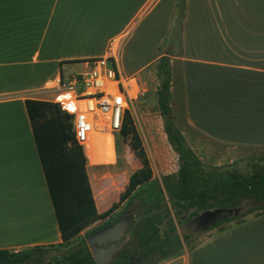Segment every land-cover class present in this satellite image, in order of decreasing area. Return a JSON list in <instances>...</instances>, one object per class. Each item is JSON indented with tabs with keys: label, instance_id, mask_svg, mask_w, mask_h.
<instances>
[{
	"label": "crops",
	"instance_id": "1",
	"mask_svg": "<svg viewBox=\"0 0 264 264\" xmlns=\"http://www.w3.org/2000/svg\"><path fill=\"white\" fill-rule=\"evenodd\" d=\"M175 7L176 0H0V249L61 243L33 134L57 113L46 84L68 83L121 37L117 69L135 78L162 56ZM174 34L170 76L176 66L185 125L222 145L264 149V0H184ZM104 137L78 146L88 177L115 164L114 135L112 160H90ZM159 264H264V213L214 227Z\"/></svg>",
	"mask_w": 264,
	"mask_h": 264
},
{
	"label": "trees",
	"instance_id": "2",
	"mask_svg": "<svg viewBox=\"0 0 264 264\" xmlns=\"http://www.w3.org/2000/svg\"><path fill=\"white\" fill-rule=\"evenodd\" d=\"M183 14L184 0H176L172 17L173 29L164 41L167 46L172 45L176 36L175 30H180ZM177 35L179 37V34ZM169 62V57L161 56L157 63L158 74L162 76L158 105L161 115L165 117L163 130L167 142L177 155L176 173L163 176L161 184L149 183L151 172L148 162L140 149V139L132 119L126 115L119 136L129 139V147L144 165L145 174L137 175L130 181L119 203L112 204L106 211L98 213L94 199L98 208L103 191H95L93 199L86 160L82 149L74 140L71 117L63 112L61 115L57 105L47 104L54 106L57 113L38 127L34 126L33 134L61 243L34 246L18 252L0 249V264H95L86 240L69 247L71 241L97 221L105 220L90 234L113 225L122 216L120 214L111 219L118 204L133 196L139 197L146 207L138 223L133 226L130 243L116 255L113 264H159L180 256L181 237L173 216L179 218L188 215V218H191L204 211H241V208L245 207L244 212L218 221L210 227L212 229L264 211V158H258L247 173L219 170L216 167L205 172L202 170L200 159L186 146L182 134L168 118ZM141 185L145 187L136 193V187ZM182 238L184 241L189 239L185 234ZM52 251L63 254L48 258Z\"/></svg>",
	"mask_w": 264,
	"mask_h": 264
},
{
	"label": "rangeland",
	"instance_id": "3",
	"mask_svg": "<svg viewBox=\"0 0 264 264\" xmlns=\"http://www.w3.org/2000/svg\"><path fill=\"white\" fill-rule=\"evenodd\" d=\"M167 50V45L164 44L161 47L160 55L167 56L165 55ZM173 55H179L177 41H175L174 49L170 50V54L167 57ZM157 63L158 61L135 76L136 86L134 81L131 82L136 91V98L133 104L134 115L132 122L140 139V149L144 152L145 158L148 162V167L151 172L149 183L152 184H161L163 176L174 174L178 170L177 155L168 144L163 130L165 117L161 115L159 111L158 92L160 90L162 76L158 74ZM80 70V65L73 68L74 72ZM52 86L53 84L50 82L46 84V87L52 92V95L51 93L48 95V99L51 101H53L56 94L55 90L52 89ZM168 106L170 108L168 118L182 134L186 146L200 159L203 171L206 172L212 167H216L219 170H238L247 173L251 170L252 164L258 158H264V149L222 145L210 141L199 133L191 131L185 125L183 121L182 101L180 97L176 66L172 69V77L170 76ZM59 112L63 115L61 111ZM128 143V138H121L120 136L115 135V164L107 169L94 172L88 177L94 192L103 191V196L98 202V212H104L112 206V204L119 203L120 198L128 189L130 181L137 175H142V173L145 174L144 165L134 156ZM105 146V148L101 150V155L99 156H96L91 150L88 151V155L92 162L103 163L112 160L113 157L111 158L108 153L109 140L105 142ZM84 158L87 164L88 162L85 153ZM144 187V185L136 187L135 192L138 193ZM167 205L169 206V203H167ZM145 207L146 205L142 203L139 197L133 196L131 199H125L118 204L117 209L111 215V219L118 217L125 212L135 211V220L139 221L141 213ZM245 210V207H242L239 214ZM261 213H264V211L256 212L245 218L221 224L215 228L217 230H222L230 225L239 223L246 218ZM173 218L177 231L181 237L182 253L201 241L206 236L207 232L210 231V228H208L203 232L197 233L194 237H189L187 241H184L182 238L183 233L179 229L180 225L177 223L178 218L175 216H173ZM104 221L105 220L97 221L84 229L76 239L71 241L69 247L76 245L80 241H85L87 236H89L97 227L101 226ZM131 239L132 234H128L126 245L130 243ZM62 254L63 252L52 251L48 255V258L61 256Z\"/></svg>",
	"mask_w": 264,
	"mask_h": 264
},
{
	"label": "built area",
	"instance_id": "4",
	"mask_svg": "<svg viewBox=\"0 0 264 264\" xmlns=\"http://www.w3.org/2000/svg\"><path fill=\"white\" fill-rule=\"evenodd\" d=\"M121 38L111 39L103 58L89 63L68 83L57 78L53 102L61 112L71 117L74 140L83 150L89 148L93 135H118L123 119H133L136 91L134 77L123 76L116 65ZM137 88V87H136Z\"/></svg>",
	"mask_w": 264,
	"mask_h": 264
},
{
	"label": "water",
	"instance_id": "5",
	"mask_svg": "<svg viewBox=\"0 0 264 264\" xmlns=\"http://www.w3.org/2000/svg\"><path fill=\"white\" fill-rule=\"evenodd\" d=\"M169 54L170 50L167 51L166 55ZM239 213L240 209L204 211L190 223V230L182 228L180 231L183 234L194 235L199 229H207L214 226L218 221L238 216ZM132 219L133 215L126 212L113 225L98 230L87 237L86 244L95 264H112L115 256L119 254L127 242L126 233Z\"/></svg>",
	"mask_w": 264,
	"mask_h": 264
},
{
	"label": "flooded vegetation",
	"instance_id": "6",
	"mask_svg": "<svg viewBox=\"0 0 264 264\" xmlns=\"http://www.w3.org/2000/svg\"><path fill=\"white\" fill-rule=\"evenodd\" d=\"M126 213V212H125ZM125 213H123L122 214V216L125 214ZM128 213H131L132 215H133V219H132V221H131V223H130V226H129V229L127 230V237H128V234H132V230H133V226L135 225V224H137L138 223V221H136L135 220V211H130V212H128ZM121 216V217H122ZM198 216V215H197ZM197 216H194V217H191V218H188V215H183V216H181V217H179L178 218V220H177V223L180 225L179 226V229H182V228H185V229H187V230H190V223L192 222V221H194L196 218H197ZM210 228V227H209ZM208 229V228H207ZM207 229H199L194 235H191V234H185V235H187L188 237H194L197 233H199V232H203V231H205V230H207ZM123 239V238H122ZM125 245H126V243H125ZM124 245V246H125ZM123 246V247H124ZM120 253V252H119ZM116 257V256H115ZM115 259V258H114ZM114 261V260H113ZM112 264H113V262H112ZM131 264H133L132 262H131Z\"/></svg>",
	"mask_w": 264,
	"mask_h": 264
},
{
	"label": "bare ground",
	"instance_id": "7",
	"mask_svg": "<svg viewBox=\"0 0 264 264\" xmlns=\"http://www.w3.org/2000/svg\"><path fill=\"white\" fill-rule=\"evenodd\" d=\"M108 140H109L108 153L110 154V157L112 158L113 157V152H112V138L110 136L104 137L103 140L101 141V147L99 148V150H100L99 155H101V150H103L105 147H107V146H105V142H107ZM90 150L93 151V149H90ZM93 152L95 153V151H93Z\"/></svg>",
	"mask_w": 264,
	"mask_h": 264
}]
</instances>
